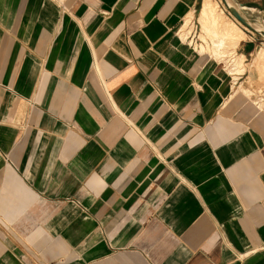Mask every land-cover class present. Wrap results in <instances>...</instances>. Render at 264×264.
Segmentation results:
<instances>
[{"label": "crops", "instance_id": "1", "mask_svg": "<svg viewBox=\"0 0 264 264\" xmlns=\"http://www.w3.org/2000/svg\"><path fill=\"white\" fill-rule=\"evenodd\" d=\"M202 3L0 0V264H264V110Z\"/></svg>", "mask_w": 264, "mask_h": 264}, {"label": "rangeland", "instance_id": "2", "mask_svg": "<svg viewBox=\"0 0 264 264\" xmlns=\"http://www.w3.org/2000/svg\"><path fill=\"white\" fill-rule=\"evenodd\" d=\"M58 1L60 2L61 0ZM62 2H64V0H62ZM214 2H216L219 8L223 11L222 21L224 23L228 21L230 25H239L241 30L247 34L241 33V40H244L245 38L247 40H252L245 46L244 49L245 52H250L251 54H248L247 57L238 56L237 46L222 39L221 34H219L215 29H206L207 24L202 22L201 17H199V20H195L194 23L192 19L193 14H190L186 19V26L183 30V36H188L190 39H193V42L197 43V46L199 45L202 51L214 52V54L219 58H223L225 61L227 59L228 66L230 68H234L235 74L243 73L246 70H249L250 77L247 79L248 81L245 83L242 89L245 90L248 97H250V99L257 106L264 110V65L255 60L256 55L259 52L264 53V44H261V42H264V40L259 37L260 35L250 31L244 27L243 24L234 19L228 12L227 6L223 0H214ZM226 15L229 16V18ZM250 15L252 16V21H254L253 23L264 27V18L262 15H259L257 11L255 13H250ZM232 21L235 23H232ZM250 36L252 37L250 38ZM208 42H212L213 44L210 45ZM219 42L220 45L217 48L216 44Z\"/></svg>", "mask_w": 264, "mask_h": 264}, {"label": "bare ground", "instance_id": "3", "mask_svg": "<svg viewBox=\"0 0 264 264\" xmlns=\"http://www.w3.org/2000/svg\"><path fill=\"white\" fill-rule=\"evenodd\" d=\"M227 2L232 4L233 0H227ZM222 13L223 11L219 8L218 4L214 2V0H203L202 7L200 10V17L202 22H205L207 24L206 29H215L219 34H221L222 39L237 46L241 41V33L245 34V32H243L237 24L230 25L227 22L224 23L222 21ZM252 25L258 29H264V27H261L253 22ZM219 45L220 42L216 44L217 48L219 47ZM255 60H257L260 64L264 65V53L259 52L256 55Z\"/></svg>", "mask_w": 264, "mask_h": 264}, {"label": "water", "instance_id": "4", "mask_svg": "<svg viewBox=\"0 0 264 264\" xmlns=\"http://www.w3.org/2000/svg\"><path fill=\"white\" fill-rule=\"evenodd\" d=\"M227 6L228 11L232 16H234L241 24H243L250 31L260 35L264 38V29H258L252 25V19L248 18L241 10V8L237 5L236 1L232 2V4L228 3L227 0H223Z\"/></svg>", "mask_w": 264, "mask_h": 264}]
</instances>
